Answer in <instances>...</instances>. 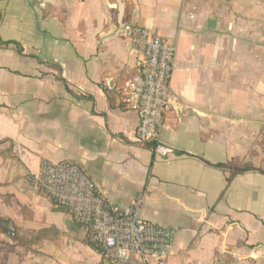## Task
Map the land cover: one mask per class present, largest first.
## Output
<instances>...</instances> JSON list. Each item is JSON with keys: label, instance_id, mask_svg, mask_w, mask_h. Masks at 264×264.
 Listing matches in <instances>:
<instances>
[{"label": "crops", "instance_id": "obj_1", "mask_svg": "<svg viewBox=\"0 0 264 264\" xmlns=\"http://www.w3.org/2000/svg\"><path fill=\"white\" fill-rule=\"evenodd\" d=\"M130 25L176 48L167 158L122 105ZM62 161L114 204L142 196V219L175 230L169 264H264V0H0V264H108L30 185Z\"/></svg>", "mask_w": 264, "mask_h": 264}, {"label": "built area", "instance_id": "obj_2", "mask_svg": "<svg viewBox=\"0 0 264 264\" xmlns=\"http://www.w3.org/2000/svg\"><path fill=\"white\" fill-rule=\"evenodd\" d=\"M118 35L138 54L133 74L119 92L123 108L139 118L135 141L148 145L156 157L167 158L171 149L160 142L159 134L174 104L169 83L176 48L139 25L121 28ZM29 182L83 228L88 246L108 264H169L175 230L142 219V196L128 206L108 201L73 161L43 162ZM211 264H239V256L226 250Z\"/></svg>", "mask_w": 264, "mask_h": 264}, {"label": "trees", "instance_id": "obj_3", "mask_svg": "<svg viewBox=\"0 0 264 264\" xmlns=\"http://www.w3.org/2000/svg\"><path fill=\"white\" fill-rule=\"evenodd\" d=\"M219 167L229 168V169H231L232 171H234L236 173H243L245 171L253 170V168H251L250 166H241V167H238V166L234 165L233 163H228L226 165H219ZM259 171L263 172L262 169H260Z\"/></svg>", "mask_w": 264, "mask_h": 264}, {"label": "water", "instance_id": "obj_4", "mask_svg": "<svg viewBox=\"0 0 264 264\" xmlns=\"http://www.w3.org/2000/svg\"><path fill=\"white\" fill-rule=\"evenodd\" d=\"M0 227L4 229L5 234L7 236L13 235V232H12L13 229L9 221L0 219Z\"/></svg>", "mask_w": 264, "mask_h": 264}]
</instances>
